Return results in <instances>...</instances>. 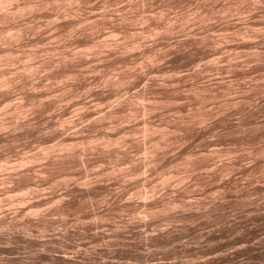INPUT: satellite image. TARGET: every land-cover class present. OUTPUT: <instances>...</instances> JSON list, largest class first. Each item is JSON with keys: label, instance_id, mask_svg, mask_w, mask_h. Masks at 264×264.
I'll use <instances>...</instances> for the list:
<instances>
[{"label": "rangeland", "instance_id": "374dc122", "mask_svg": "<svg viewBox=\"0 0 264 264\" xmlns=\"http://www.w3.org/2000/svg\"><path fill=\"white\" fill-rule=\"evenodd\" d=\"M117 263L264 264V0H0V264Z\"/></svg>", "mask_w": 264, "mask_h": 264}, {"label": "bare ground", "instance_id": "6f19581e", "mask_svg": "<svg viewBox=\"0 0 264 264\" xmlns=\"http://www.w3.org/2000/svg\"><path fill=\"white\" fill-rule=\"evenodd\" d=\"M2 6V5H1ZM65 255V254H64ZM70 260V259H69ZM144 261V260H143ZM130 261H128V263H129ZM168 262V261H167ZM113 263V262H112ZM136 263V262H135ZM159 263H161V262H159ZM165 263H166V261H165ZM195 263V262H194ZM118 264V263H117ZM147 264V263H146ZM154 264V263H153ZM163 264V263H162ZM170 264V263H169ZM187 264V263H186ZM192 264V263H191Z\"/></svg>", "mask_w": 264, "mask_h": 264}]
</instances>
